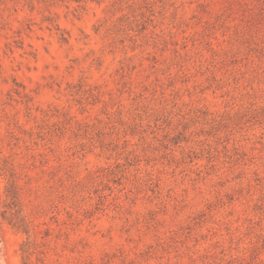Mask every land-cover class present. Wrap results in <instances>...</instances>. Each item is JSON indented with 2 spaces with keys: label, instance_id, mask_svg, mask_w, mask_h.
<instances>
[{
  "label": "rangeland",
  "instance_id": "1",
  "mask_svg": "<svg viewBox=\"0 0 264 264\" xmlns=\"http://www.w3.org/2000/svg\"><path fill=\"white\" fill-rule=\"evenodd\" d=\"M0 264H264V0H0Z\"/></svg>",
  "mask_w": 264,
  "mask_h": 264
}]
</instances>
